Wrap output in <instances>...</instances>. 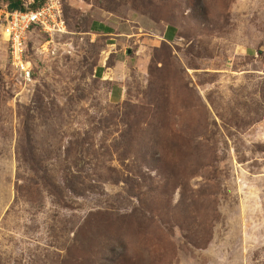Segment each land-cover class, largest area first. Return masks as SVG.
I'll return each mask as SVG.
<instances>
[{"label":"rangeland","instance_id":"obj_1","mask_svg":"<svg viewBox=\"0 0 264 264\" xmlns=\"http://www.w3.org/2000/svg\"><path fill=\"white\" fill-rule=\"evenodd\" d=\"M60 2L30 84L0 29V264H264V0Z\"/></svg>","mask_w":264,"mask_h":264},{"label":"built area","instance_id":"obj_2","mask_svg":"<svg viewBox=\"0 0 264 264\" xmlns=\"http://www.w3.org/2000/svg\"><path fill=\"white\" fill-rule=\"evenodd\" d=\"M43 2L38 9L30 7ZM26 11L10 12L7 9L0 12L1 33L8 44L9 63L19 75L21 81L30 84L34 81V65L30 60L28 51L29 35L35 30H40L49 37L42 46V51H47L53 35H67V25L61 17L60 0H26Z\"/></svg>","mask_w":264,"mask_h":264},{"label":"trees","instance_id":"obj_3","mask_svg":"<svg viewBox=\"0 0 264 264\" xmlns=\"http://www.w3.org/2000/svg\"><path fill=\"white\" fill-rule=\"evenodd\" d=\"M8 2V10L10 12H14V11H26V8H25V1L26 0H6ZM43 2H40V3H36L34 5H32L30 7L31 10H35V9H38L42 6ZM170 31L173 32V28H170L169 29Z\"/></svg>","mask_w":264,"mask_h":264}]
</instances>
